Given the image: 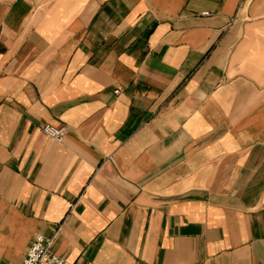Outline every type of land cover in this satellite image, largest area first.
Instances as JSON below:
<instances>
[{
    "label": "crops",
    "instance_id": "1",
    "mask_svg": "<svg viewBox=\"0 0 264 264\" xmlns=\"http://www.w3.org/2000/svg\"><path fill=\"white\" fill-rule=\"evenodd\" d=\"M36 235L264 264V0H0V264Z\"/></svg>",
    "mask_w": 264,
    "mask_h": 264
},
{
    "label": "built area",
    "instance_id": "2",
    "mask_svg": "<svg viewBox=\"0 0 264 264\" xmlns=\"http://www.w3.org/2000/svg\"><path fill=\"white\" fill-rule=\"evenodd\" d=\"M42 133L50 139L60 143L64 138V131L59 127L42 125ZM48 245L41 235H36L29 246L21 264H70L66 260L50 253Z\"/></svg>",
    "mask_w": 264,
    "mask_h": 264
}]
</instances>
